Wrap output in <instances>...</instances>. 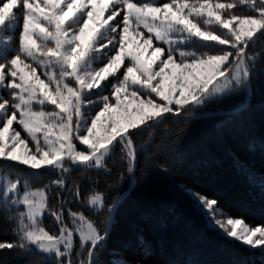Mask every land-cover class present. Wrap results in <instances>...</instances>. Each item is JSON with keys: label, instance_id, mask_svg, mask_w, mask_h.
Wrapping results in <instances>:
<instances>
[{"label": "snow or ice", "instance_id": "snow-or-ice-1", "mask_svg": "<svg viewBox=\"0 0 264 264\" xmlns=\"http://www.w3.org/2000/svg\"><path fill=\"white\" fill-rule=\"evenodd\" d=\"M256 75L264 76V0H0V223L10 226L0 252L152 264L147 244L132 259L114 251L101 260L125 180L141 163L167 173L152 148L168 121L251 98ZM183 190L210 230L264 248V226ZM9 231L15 239L2 238Z\"/></svg>", "mask_w": 264, "mask_h": 264}, {"label": "trees", "instance_id": "trees-1", "mask_svg": "<svg viewBox=\"0 0 264 264\" xmlns=\"http://www.w3.org/2000/svg\"><path fill=\"white\" fill-rule=\"evenodd\" d=\"M260 50L261 45L254 49ZM253 87L245 109L238 114L168 121L167 130L152 152L156 159L168 161L169 171L160 172L141 163L131 186L125 180V198L114 213L102 261L118 258L112 254L114 251L129 259L140 256V245L147 244L151 247L152 264H264V248L223 239L210 230L183 190L215 197L233 217H242L249 226H264V187L259 180L264 177V76H254ZM244 98L243 93L231 97L219 108L241 104ZM249 173L257 178L255 182L250 181ZM23 174L35 175L29 171ZM77 177L73 173L69 179ZM48 178L44 176L33 183L40 184ZM100 179L103 190L104 177ZM90 218L97 219L94 215ZM47 221L45 217L46 226L51 227ZM9 227L0 223V230ZM2 238L15 239L10 231ZM33 260L54 264L46 257L19 249L0 252V264H29Z\"/></svg>", "mask_w": 264, "mask_h": 264}, {"label": "water", "instance_id": "water-1", "mask_svg": "<svg viewBox=\"0 0 264 264\" xmlns=\"http://www.w3.org/2000/svg\"><path fill=\"white\" fill-rule=\"evenodd\" d=\"M246 101H247V98H246V96H245L243 104H245ZM212 114H224V112H223L222 110H220V111H212L211 113H209V114H207V115H212ZM198 116H203V115H201V114H196L195 117H198ZM181 117H183V116H181ZM130 186H131V184H130ZM130 186H129V187H130ZM128 190H129V189H127V191H128ZM127 191H126V192H127Z\"/></svg>", "mask_w": 264, "mask_h": 264}, {"label": "rangeland", "instance_id": "rangeland-1", "mask_svg": "<svg viewBox=\"0 0 264 264\" xmlns=\"http://www.w3.org/2000/svg\"><path fill=\"white\" fill-rule=\"evenodd\" d=\"M257 226H261V225H257ZM239 227V226H238Z\"/></svg>", "mask_w": 264, "mask_h": 264}]
</instances>
